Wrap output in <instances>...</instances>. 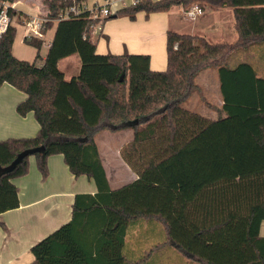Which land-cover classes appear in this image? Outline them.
Returning a JSON list of instances; mask_svg holds the SVG:
<instances>
[{"label": "trees", "instance_id": "16d2710c", "mask_svg": "<svg viewBox=\"0 0 264 264\" xmlns=\"http://www.w3.org/2000/svg\"><path fill=\"white\" fill-rule=\"evenodd\" d=\"M88 1H49L53 20L43 31H55L42 62L43 38H24L37 49L30 61L13 52L12 21L0 36V86L25 92L17 112H33L40 124L33 136L0 139V214L20 206L14 179L28 173L32 155L44 178L48 158L59 153L75 176L98 187L76 195L71 220L33 245L30 264H126L127 230L139 218L159 220L178 251L198 264H264V48L255 50L264 46V0H140L105 18L194 3L232 9L234 40L168 29L162 70L151 68L147 53H99L98 20L88 9L56 20ZM8 13L26 25L12 5ZM240 51L246 59L231 63ZM74 54L80 69L67 77L59 64ZM208 66L220 77L216 118L181 103ZM104 129L133 130L121 154L138 178L116 189L96 140Z\"/></svg>", "mask_w": 264, "mask_h": 264}, {"label": "crops", "instance_id": "0c3cea01", "mask_svg": "<svg viewBox=\"0 0 264 264\" xmlns=\"http://www.w3.org/2000/svg\"><path fill=\"white\" fill-rule=\"evenodd\" d=\"M24 1L28 0H16L11 3L17 9L15 14L22 12L21 16H28L27 19L37 15V3H24ZM104 1L89 0L86 5L90 7ZM211 10L213 11V22L208 26L209 28L206 29L202 26L198 31L210 39V35L218 38L217 40L235 39L237 33L234 29L232 9L222 7ZM173 11L174 9L154 12L148 16L145 12H139L135 19H131L129 16L108 19L105 21L99 37L96 38L94 35V39H97V51L99 53H122L128 50L133 53H147L151 56L152 69H165L168 62L167 33L171 28V12ZM206 12L207 9L203 16L208 14ZM22 27L24 28L22 34L24 39L26 25H22ZM52 29L55 31V27ZM54 31L49 36L50 42ZM48 48V44L43 46L42 50L45 49V53L41 50L42 59L40 62L45 58ZM263 48L264 46L256 47L255 50L261 51ZM13 52L17 54L14 48ZM16 56L21 59L25 57L21 51ZM79 63L81 65L80 59ZM63 71L66 73L65 70ZM203 85L206 90H209L211 86L209 79L205 80ZM25 97L26 93L12 84L4 83L0 86V139L33 136L38 132L40 124L33 112L26 115L17 112V104ZM220 97L222 106L221 92ZM209 117L216 118L212 115ZM125 144L117 147L116 156L120 159L119 165L122 166V170L114 174L115 182H112V176L100 152L110 186L113 189L138 178V174L122 157L121 149ZM109 163L113 166V160ZM48 168L49 174L44 178L38 168L35 156L32 155L28 173L14 179L19 188L20 206L0 214V221L5 224V226L0 225V264H30L35 258L32 251L33 245L71 220L76 195L79 193L94 194L98 191L93 178L85 174L75 176L70 171L62 154L51 155L48 158ZM125 172L128 175L127 178L123 176ZM260 234L264 236V220L260 227ZM124 253L126 264H198L195 259L189 256H181L182 254L167 238L164 225L157 219L139 218L129 225Z\"/></svg>", "mask_w": 264, "mask_h": 264}, {"label": "rangeland", "instance_id": "374dc122", "mask_svg": "<svg viewBox=\"0 0 264 264\" xmlns=\"http://www.w3.org/2000/svg\"><path fill=\"white\" fill-rule=\"evenodd\" d=\"M16 1V0H15ZM49 1L50 0H28L24 1V3L33 2L34 4L37 3L38 9L37 16H48L49 13ZM9 5L11 3L7 2ZM15 11L17 10L14 6H12ZM174 11L171 12L172 19H171V28L176 29L180 32H190L195 33L199 35H204L203 33H200L198 31L202 26L206 29L209 28L208 26L213 22V11L207 7L208 14H205L202 17H198L195 20H189L184 17L183 8L180 6H176L173 8ZM176 12V13H175ZM206 12V13H207ZM175 13V14H173ZM34 16H30L28 18L32 19ZM126 16V15H121ZM24 17V18H23ZM22 19H26L28 16H23ZM113 18V17H112ZM111 18V19H112ZM51 17L49 18V20ZM27 20V21H28ZM53 20V19H51ZM107 21V20H106ZM12 23L17 27L16 37L13 48L15 49V52L18 55L19 51L25 56L23 59L27 60H34L36 56V48L32 46L31 44H28L23 39V30L21 23L16 22L15 17L12 20ZM105 23V21H104ZM103 23V25H104ZM103 27V26H102ZM53 29H50L48 31V34H45L44 38V45L46 46L49 44V36L52 35ZM198 31V32H197ZM101 29L97 30V33L95 34L96 38L99 37L101 34ZM212 40H217L218 38L212 37ZM236 39V38H235ZM234 40V39H232ZM177 46V43H176ZM43 53H45V49L42 50ZM256 52V51H255ZM250 56L252 58H256V54L254 52H249ZM19 57V56H18ZM240 59H246V56L242 53V51L237 54V56H234L231 60V63L236 62V60ZM262 61H264V56L262 57ZM79 59L77 55H73L67 59H64L60 62V67L66 71V75L68 77L74 75L77 70L79 69ZM209 79L210 88L209 90L205 89V86L203 85V82L205 80ZM196 84H199L186 98L182 100V105L197 111H200L202 114L217 117L219 114L218 109L221 108V97H220V77H219V71L218 67L216 66H208L200 69L196 75L195 79ZM208 88V87H207ZM219 93V94H218ZM133 137V131L132 129H124L120 131H111V130H103L101 131L97 136V142L99 145L100 152L102 154L103 160L106 163V166L110 172V175L112 176V182L116 181V178L114 177V174L117 172H121L122 166L119 165V158L116 156L117 154V147L119 145L125 144L129 140H131ZM113 160V166L110 165V161ZM124 178H127V173H124ZM120 185V184H119ZM182 254V253H180ZM183 256V254L181 255ZM184 258V257H182Z\"/></svg>", "mask_w": 264, "mask_h": 264}, {"label": "built area", "instance_id": "2783aa9c", "mask_svg": "<svg viewBox=\"0 0 264 264\" xmlns=\"http://www.w3.org/2000/svg\"><path fill=\"white\" fill-rule=\"evenodd\" d=\"M140 0H105L103 3H95L92 6L88 7L87 5L78 7L77 5H73L70 8L62 11L59 15L58 19L61 18H69L73 14H78L83 10H90L91 16L98 20L97 25L94 26L93 34L97 33V30H102L103 23L105 18L115 13V11L123 6H127L130 4H137ZM7 2L3 1L0 3V36L6 32L8 29L12 19L8 13V8L11 6ZM10 3V2H9ZM183 15L186 19L195 20L198 17L202 16L205 13V9L199 5L198 3L192 4L188 8H183ZM49 21L48 16H40L36 15L32 19H29L26 23L25 27V37H38L45 38V33L43 31L44 24ZM50 45V42L48 46Z\"/></svg>", "mask_w": 264, "mask_h": 264}, {"label": "water", "instance_id": "95a60500", "mask_svg": "<svg viewBox=\"0 0 264 264\" xmlns=\"http://www.w3.org/2000/svg\"><path fill=\"white\" fill-rule=\"evenodd\" d=\"M113 17H116V15H114Z\"/></svg>", "mask_w": 264, "mask_h": 264}]
</instances>
